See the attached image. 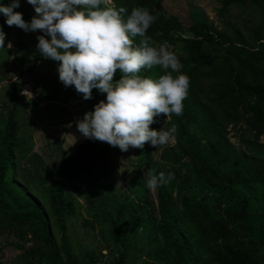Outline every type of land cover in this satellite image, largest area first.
<instances>
[{"label": "trees", "instance_id": "16d2710c", "mask_svg": "<svg viewBox=\"0 0 264 264\" xmlns=\"http://www.w3.org/2000/svg\"><path fill=\"white\" fill-rule=\"evenodd\" d=\"M10 2L0 0L5 6ZM113 3L127 8L129 14L133 7H144L157 18L155 22L169 27L163 30L153 23L146 34L155 46L181 41L183 54L178 58L190 86L181 116L168 120L161 115L150 125L159 131L174 124L175 142L158 148L157 159L152 157L156 147L149 143L142 149L129 148L125 156L124 183L137 184L142 190L136 202L108 205L116 222L113 238L121 246L110 264H125L134 239L143 233L146 253L152 255L148 264H264V0H220V16H226L231 7L248 4L258 10V23L246 33L216 29L201 16L189 22L188 34L180 39L173 16L150 0ZM5 19L0 13L6 43L12 26ZM3 52L0 49V57ZM161 74L159 67L141 71L145 77ZM119 78L117 71L114 80ZM99 101L84 99V106ZM239 121L251 133L242 148L234 147L226 129ZM18 131L13 106L0 127V234L7 236L0 244V264H4L1 252L7 245L24 253L20 257L26 264H90L89 259L79 261L69 244L65 220L76 203L67 189L81 178L93 185L105 180L109 175L105 163L115 148L83 137L62 155L46 186L47 213L14 182L17 153L28 150L22 147ZM142 167L152 175L171 172L175 178L150 195ZM95 193L86 200L91 218L99 225L110 212L104 216L107 198L98 186Z\"/></svg>", "mask_w": 264, "mask_h": 264}, {"label": "rangeland", "instance_id": "374dc122", "mask_svg": "<svg viewBox=\"0 0 264 264\" xmlns=\"http://www.w3.org/2000/svg\"><path fill=\"white\" fill-rule=\"evenodd\" d=\"M150 1L173 16L179 39L188 34L185 27L189 22L196 21L201 16L216 29H239L244 33L260 19L258 10L249 4L231 7L226 16H220V0ZM14 11L21 12L23 19L28 22L36 15L27 0H20V6ZM154 23L163 30L169 29L164 23ZM41 34L39 30L25 33L16 26L9 30L5 49L0 57V127L7 110L14 106L19 123L17 137L21 139L22 147L28 148L23 153H17L14 182L48 213L46 186L53 176V166L62 155L71 152L82 141L83 136L76 127V121L82 119L85 112L92 111L93 105L85 108L87 105L84 104L87 103H84L82 94L77 93L74 86H63L56 70L58 62L46 60L37 53L36 37ZM14 41L18 43L17 46ZM8 42L12 43V48H7ZM168 45L178 57L183 54L180 40ZM25 87L32 96L21 93ZM92 95L94 100L99 101L104 94L93 89ZM226 129L229 141L236 148H242L243 142L251 139V133L243 122L230 123ZM262 139L263 135L259 137V141ZM129 153L130 150L121 152L115 148L111 152V158L105 163L109 175L96 184L107 198L104 216L107 211L110 212L99 225L91 218V208H88L86 200L97 195L95 183L93 185L81 178L67 189L76 204L66 217V231L69 244L79 261L85 262L89 259L90 264H110L112 255L121 247L113 238L116 222L113 220V210L108 205L113 201L136 202L141 196V187L131 182L124 183L123 166L126 163L125 156ZM158 155L159 149L154 148L153 159H157ZM140 172L146 184L148 171L142 167ZM153 191L149 190L150 195ZM50 223L55 231L51 218ZM143 235L144 233L137 234L125 264H148L152 260V255L146 253L148 247L142 242ZM5 238L7 236L2 232L0 244L5 242ZM30 243L28 241L26 245ZM21 254L24 255L18 248L7 245L1 252L2 261L4 264H26V260L20 257ZM28 264L38 262L32 261Z\"/></svg>", "mask_w": 264, "mask_h": 264}, {"label": "clouds", "instance_id": "9594fccd", "mask_svg": "<svg viewBox=\"0 0 264 264\" xmlns=\"http://www.w3.org/2000/svg\"><path fill=\"white\" fill-rule=\"evenodd\" d=\"M27 3L36 14L30 22L14 11L20 0L0 4L5 23L25 33H42L36 37V51L42 58L58 62V79L65 88L74 86L85 100L93 98V89L106 94L76 121L84 138L107 143L121 152L130 147L142 149L146 143L158 149L175 142L174 124L159 131L150 125L161 115L170 120L183 114L190 78L182 72L183 65L167 42L155 46L146 34L157 19L148 9L136 6L129 14L127 8H117L113 0ZM5 38L0 28V49H5ZM12 47L8 42L7 48ZM154 67L163 74L155 78L141 75L143 69ZM117 71L120 78L114 80ZM174 178L171 172H149L146 185L155 190Z\"/></svg>", "mask_w": 264, "mask_h": 264}, {"label": "built area", "instance_id": "2783aa9c", "mask_svg": "<svg viewBox=\"0 0 264 264\" xmlns=\"http://www.w3.org/2000/svg\"><path fill=\"white\" fill-rule=\"evenodd\" d=\"M30 90H28V88L27 87H25V88H23L22 90H21V93L22 94H27V92H29Z\"/></svg>", "mask_w": 264, "mask_h": 264}]
</instances>
